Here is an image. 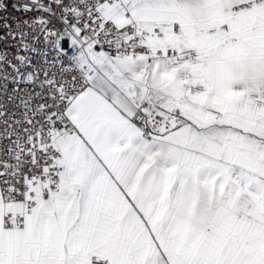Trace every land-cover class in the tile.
<instances>
[{
    "label": "snow or ice",
    "instance_id": "1",
    "mask_svg": "<svg viewBox=\"0 0 264 264\" xmlns=\"http://www.w3.org/2000/svg\"><path fill=\"white\" fill-rule=\"evenodd\" d=\"M0 264H264V0H0Z\"/></svg>",
    "mask_w": 264,
    "mask_h": 264
}]
</instances>
